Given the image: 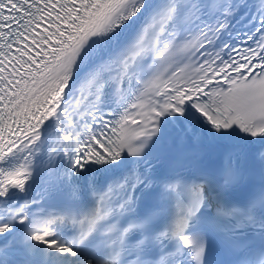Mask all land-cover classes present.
I'll list each match as a JSON object with an SVG mask.
<instances>
[{
	"label": "snow or ice",
	"instance_id": "6c2138e0",
	"mask_svg": "<svg viewBox=\"0 0 264 264\" xmlns=\"http://www.w3.org/2000/svg\"><path fill=\"white\" fill-rule=\"evenodd\" d=\"M0 264H264V0H0Z\"/></svg>",
	"mask_w": 264,
	"mask_h": 264
}]
</instances>
